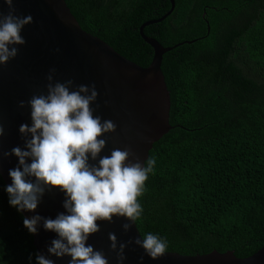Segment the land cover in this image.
I'll list each match as a JSON object with an SVG mask.
<instances>
[{
    "label": "trees",
    "instance_id": "trees-1",
    "mask_svg": "<svg viewBox=\"0 0 264 264\" xmlns=\"http://www.w3.org/2000/svg\"><path fill=\"white\" fill-rule=\"evenodd\" d=\"M86 32L146 67L140 25L170 0H64ZM143 33L163 46L172 126L147 158L136 227L168 252L252 255L264 245V0H174ZM0 174V264H37L33 235ZM143 238V237H142Z\"/></svg>",
    "mask_w": 264,
    "mask_h": 264
},
{
    "label": "water",
    "instance_id": "water-1",
    "mask_svg": "<svg viewBox=\"0 0 264 264\" xmlns=\"http://www.w3.org/2000/svg\"><path fill=\"white\" fill-rule=\"evenodd\" d=\"M170 3V8L161 17L145 21L139 27L140 36L153 50L150 63L143 67L83 30L64 0H15V14L31 15L33 23L26 25L22 31L26 44L15 45L19 50L17 57L0 66V124L4 127L0 140L3 152H10L14 147L27 150L19 128L22 124L31 126L30 107L20 108L19 102H27L34 94H46L47 75L50 69L55 68L54 81L71 79L76 85L89 86L95 83L99 96L91 105L94 115L102 117V120L110 119L117 125L116 132L102 137L107 144L101 155H110L115 148L131 146L135 155L130 159L135 161L139 158L140 162H144L160 137L172 128L169 123L170 96L160 68L162 56L176 45L191 42L165 47L143 33L144 26L159 22L172 12L174 0ZM0 9L5 15L9 10L2 0ZM18 164L14 154L0 157V174L6 185L12 183L9 169ZM64 199V193L57 189L46 191L35 212L21 213L29 219L35 215L55 219L59 213H66ZM114 219L115 223L98 222L101 231L88 241L96 250L104 252L109 264H118L116 253L110 248V232L116 234L120 243L142 239L135 224L125 233L122 224L128 221ZM32 235L38 254L52 259L54 264H68L71 257L58 258L48 253L51 241L58 237L56 233L44 229L43 221L38 225L37 233ZM125 255L124 264H264V245L244 258L236 257L231 251L213 250L206 254L167 251L162 258L152 260L134 243L125 250Z\"/></svg>",
    "mask_w": 264,
    "mask_h": 264
},
{
    "label": "clouds",
    "instance_id": "clouds-1",
    "mask_svg": "<svg viewBox=\"0 0 264 264\" xmlns=\"http://www.w3.org/2000/svg\"><path fill=\"white\" fill-rule=\"evenodd\" d=\"M15 0H2L8 5L5 15L0 9V66L18 55L15 45H24L22 31L33 23V17L17 16ZM59 52V49H56ZM56 69L47 75V93L34 94L19 107H30L31 126L20 125L25 138L24 147L3 152L0 157L15 155L19 164L9 169L12 183L6 186L9 204L18 211L35 212L46 191L57 189L64 193L63 207L55 219L35 215L24 218V226L36 234L43 221L46 231L57 234L47 251L58 258L71 257L68 264H109L103 251L88 244L91 236L101 231V223H115L124 218L125 233L142 219L143 207L138 197L143 193L145 181L153 173L155 158L140 162L131 146L115 148L110 155H101L106 147V134L114 133L117 125L94 115L91 105L99 93L95 83L76 85L74 80L54 81ZM107 103V101L105 102ZM4 127L0 124V138ZM31 160L29 163L28 161ZM95 162V163H92ZM143 238L120 243L115 233H109L110 248L116 253L118 264L127 259L125 250L131 244L140 246L152 260L162 258L168 241L157 234L145 233ZM143 261V256L140 257ZM37 264H54L52 259L37 254Z\"/></svg>",
    "mask_w": 264,
    "mask_h": 264
}]
</instances>
